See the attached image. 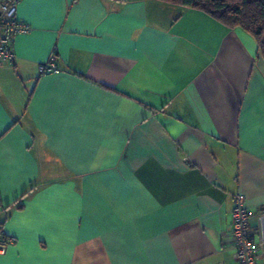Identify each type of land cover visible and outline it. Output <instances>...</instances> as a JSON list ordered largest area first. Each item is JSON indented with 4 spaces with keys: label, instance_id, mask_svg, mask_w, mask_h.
Here are the masks:
<instances>
[{
    "label": "crops",
    "instance_id": "obj_1",
    "mask_svg": "<svg viewBox=\"0 0 264 264\" xmlns=\"http://www.w3.org/2000/svg\"><path fill=\"white\" fill-rule=\"evenodd\" d=\"M17 16L31 31L0 66V264H238L237 195L264 239L255 37L158 0H21Z\"/></svg>",
    "mask_w": 264,
    "mask_h": 264
},
{
    "label": "built area",
    "instance_id": "obj_2",
    "mask_svg": "<svg viewBox=\"0 0 264 264\" xmlns=\"http://www.w3.org/2000/svg\"><path fill=\"white\" fill-rule=\"evenodd\" d=\"M21 0H0V66L13 64L16 61L14 41L17 37L27 35L31 31L29 25L21 21L18 7ZM56 61L40 65L41 75L58 73ZM252 216L245 205L243 195L235 197L232 212L231 244L238 264H260L264 252V239L257 231L252 230ZM5 244L0 243V253H4Z\"/></svg>",
    "mask_w": 264,
    "mask_h": 264
},
{
    "label": "trees",
    "instance_id": "obj_3",
    "mask_svg": "<svg viewBox=\"0 0 264 264\" xmlns=\"http://www.w3.org/2000/svg\"><path fill=\"white\" fill-rule=\"evenodd\" d=\"M200 11L229 29L240 28L258 42L264 58V0H158ZM2 244L8 238L0 235Z\"/></svg>",
    "mask_w": 264,
    "mask_h": 264
}]
</instances>
